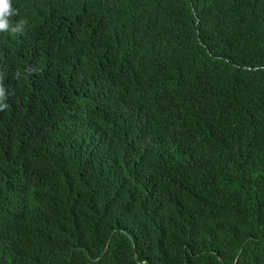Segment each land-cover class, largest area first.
<instances>
[{
    "label": "trees",
    "instance_id": "16d2710c",
    "mask_svg": "<svg viewBox=\"0 0 264 264\" xmlns=\"http://www.w3.org/2000/svg\"><path fill=\"white\" fill-rule=\"evenodd\" d=\"M12 3L0 264H264V0Z\"/></svg>",
    "mask_w": 264,
    "mask_h": 264
},
{
    "label": "clouds",
    "instance_id": "9594fccd",
    "mask_svg": "<svg viewBox=\"0 0 264 264\" xmlns=\"http://www.w3.org/2000/svg\"><path fill=\"white\" fill-rule=\"evenodd\" d=\"M18 10L13 7L12 0H0V31H9L10 33H20L24 29L25 22H10L11 17H15ZM4 90L0 88V97H3ZM3 105H0L2 107Z\"/></svg>",
    "mask_w": 264,
    "mask_h": 264
}]
</instances>
